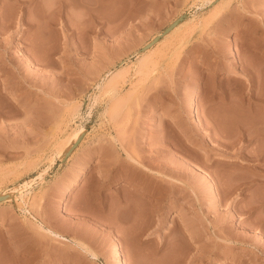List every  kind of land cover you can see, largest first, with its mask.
Wrapping results in <instances>:
<instances>
[{"label": "rangeland", "instance_id": "obj_1", "mask_svg": "<svg viewBox=\"0 0 264 264\" xmlns=\"http://www.w3.org/2000/svg\"><path fill=\"white\" fill-rule=\"evenodd\" d=\"M263 52L264 0H0V264H264Z\"/></svg>", "mask_w": 264, "mask_h": 264}, {"label": "bare ground", "instance_id": "obj_2", "mask_svg": "<svg viewBox=\"0 0 264 264\" xmlns=\"http://www.w3.org/2000/svg\"><path fill=\"white\" fill-rule=\"evenodd\" d=\"M261 51H263V50H261ZM263 54H264V52H263ZM144 58V57H143ZM142 60V59H141ZM143 61H144V59H143ZM115 75H117V72L116 73H113V75H111V78H110V81L111 82H109V84L110 83H112L113 81V79H114V77H115ZM109 81V80H108ZM196 98H197V94L195 93V94H192V95H190V117H191V119H192V121L193 122H197L198 124H200L201 122L199 121V118H198V115H197V100H196ZM85 130V128L84 127H81V128H78L73 134H72V136L69 138V142H71L74 138H76V137H79V135H81L82 134V132ZM129 175V174H128ZM156 175V174H155ZM41 176V173L40 174H37V176L36 177H33L31 180H29V181H26L24 184H19V185H17V186H15L13 189H12V192H16V191H22L25 187H27L28 185H30V184H33V182L38 178V177H40ZM121 176V175H120ZM125 177V176H124ZM131 177V176H130ZM156 177V176H155ZM130 181V180H129ZM132 181V180H131ZM173 181V180H172ZM75 184L76 183H69L67 186H66V192H70L74 187H75ZM173 184H174V181H173ZM173 184H171V187H174L173 186ZM31 186V185H30ZM152 186V185H151ZM151 186H149V187H147V186H144V188H142V190H144V191H147L146 192V194H147V199H148V201L150 202V204H151V206L152 205H154V206H152V207H154V208H156V206H158V203H159V197H157L159 194H161V188H157V187H151ZM147 187V188H146ZM141 190V191H142ZM144 191H142V192H144ZM19 193H21V192H19ZM11 195V194H10ZM127 201V200H126ZM124 203H125V205H124V207H125V209H126V207L128 206L127 205V202H125L124 201ZM64 206V205H63ZM123 206V205H122ZM122 208V207H121ZM130 207L128 206V209H129ZM132 208V207H131ZM134 208V207H133ZM129 211H130V209H129ZM133 211H135V210H133ZM141 211V210H140ZM142 212V211H141ZM136 213V212H135ZM137 214V213H136ZM138 214H143V213H138ZM140 215V216H141ZM144 215V214H143ZM138 217V216H137ZM129 218H130V216H129ZM141 218V217H140ZM140 218H136L135 217V219H140ZM143 218V217H142ZM144 219V218H143ZM126 222V221H125ZM144 222V221H143ZM131 223V222H130ZM42 224V223H41ZM40 226V225H39ZM42 226V225H41ZM40 228H43L44 230H46L54 239H58V240H61L60 242H62V241H69V242H72L74 245H76V246H80L81 248H82V250L84 249V251H86L85 252V254H88L90 257H92V258H95L96 257V254L93 252V251H91L90 249H89V247H87L86 245H84L83 243H81V242H79L77 239H76V237H74V236H70V238L67 236V235H65L64 234V231L63 232H59V231H57V230H55V229H52V228H46L45 227V225H43L42 227H40ZM61 231V230H60ZM68 232V231H67ZM74 233V232H73ZM67 234V233H66ZM73 235H75V234H73ZM65 243V242H64ZM68 243V242H67ZM71 246V245H70ZM73 246V245H72ZM114 257L116 258V259H118L119 260V263L120 264H126V262H125V259H124V256H123V252H122V250L120 249V247L119 246H116V248L114 249Z\"/></svg>", "mask_w": 264, "mask_h": 264}]
</instances>
